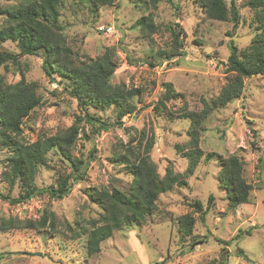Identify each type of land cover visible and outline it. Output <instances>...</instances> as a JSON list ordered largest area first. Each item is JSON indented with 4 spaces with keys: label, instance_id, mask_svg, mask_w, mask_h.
I'll return each mask as SVG.
<instances>
[{
    "label": "rangeland",
    "instance_id": "1",
    "mask_svg": "<svg viewBox=\"0 0 264 264\" xmlns=\"http://www.w3.org/2000/svg\"><path fill=\"white\" fill-rule=\"evenodd\" d=\"M61 1L59 23L76 61L95 58L111 48L118 66L110 82L140 87L142 93L132 99L136 108L122 117L120 124L113 123L114 106L103 110L86 108L113 126L96 132L90 123L80 122L72 153L89 159V166L84 180H70L73 185L67 195L55 198L45 191L14 204L0 197V218L37 221L44 212H51L55 219L54 230L48 225L50 219L37 229H0V264H264V170L259 161L264 157L261 75L244 79L242 95L207 117L199 140L203 156L186 186L161 193L156 209L145 222L115 230L92 255L86 252V235L82 233L101 211L85 190L93 186L128 188L132 175L113 160V154L124 150L122 144L138 138L141 132L155 135L150 156L160 175L169 161L177 172L186 169L187 159L176 151V145L185 149L190 122L179 117V110H200L202 100L217 96L226 83L230 40L243 49L255 34L254 11L247 5L248 0H233L239 14L235 28L232 21L207 18L195 0H162L156 8L144 6L148 0H113L96 9L86 0ZM231 1L225 0L228 7ZM16 2L0 0V6ZM149 13L157 29L152 33L146 29L145 35L137 20ZM4 21V15H0V25ZM170 27L179 32L182 47L174 44ZM2 45L19 52L12 40ZM161 51L181 54L165 59L157 55ZM20 62L19 70L0 66V73L7 82L14 83L23 72L27 81L38 83L37 92L42 98L23 121L22 141L54 134L84 113L68 93L67 82L57 75L52 78L45 74L41 56L24 55ZM165 82L171 83L182 97L166 102L163 111L155 110ZM208 153L213 154L210 159L205 158ZM8 154V148L0 145V194L16 197L18 183L11 189L1 178ZM230 155L242 160L243 177L252 187L248 202L235 208L229 207L218 181V157ZM68 171L65 160L51 152L46 163L39 165L35 184L38 188L56 187L59 176ZM209 195L213 196L210 203ZM195 200H201L207 208L203 219L200 213L192 212L190 203ZM185 213H191L195 222L192 233L183 237L177 219ZM193 241L198 242L191 247Z\"/></svg>",
    "mask_w": 264,
    "mask_h": 264
},
{
    "label": "trees",
    "instance_id": "2",
    "mask_svg": "<svg viewBox=\"0 0 264 264\" xmlns=\"http://www.w3.org/2000/svg\"><path fill=\"white\" fill-rule=\"evenodd\" d=\"M162 0H148L144 6L156 8ZM202 8L207 18L219 21H232V27L238 24L239 14L234 1L228 7L225 0H195ZM61 0H17L14 4L0 6V15L5 21L0 25V66L6 69L15 67L19 70L20 58L24 55L37 54L42 57V68L46 75H57L68 84V93L77 100L84 113L76 116L73 123L51 135H40L32 142L22 141L20 134L25 118L38 107L42 98L38 94V83L27 81L24 73L21 78L9 83L0 73V145L7 147L9 154L6 167L1 178L12 189L19 185V194L12 197L9 194H0V197L9 203L26 202L37 194L47 191L52 197L62 198L67 195L73 182L86 178L89 159L76 157L72 149L78 138L80 122L85 120L96 128V132L107 130L113 123H121L122 117L134 112L136 105L132 99L142 93L140 87H128L124 83L113 84L110 78L117 68L115 51L106 48L102 54L95 58L76 61L73 51L66 44L59 23V8ZM94 9L112 4L113 0H86ZM247 5L254 11L255 34L249 45L238 49L232 40L229 42L230 53L227 58L228 78L217 96L209 100H202V108L193 110L181 108L179 117L188 119L187 129L189 140L185 149L176 145V151L187 159V167L183 172L175 171L171 161L165 168L163 175L158 172L150 152L155 143V135H145L141 132L139 137L131 139L122 147L124 150L116 151L114 161L132 175V181L126 189L117 186L89 187L86 195L101 211L96 220L90 222L89 228L83 230L86 235V252L92 255L100 250L101 243L109 238L115 230L145 222L157 207V199L163 192L174 187L187 185V178L192 175L198 162L203 156L199 147L200 133L207 117L216 109L225 106L231 100L242 95L244 79L261 75L264 76V0H248ZM142 27V34L146 29L149 33L157 29L151 14L143 15L137 20ZM174 44L182 47L179 32L170 27ZM231 34V33H228ZM7 40L16 42L19 52H13L3 47ZM166 52V51H165ZM157 55L169 59L176 54L173 51ZM147 63V61H145ZM53 78V77H52ZM164 91L154 106L155 110H165L166 102L182 97V93L174 90L169 82L163 83ZM114 106L115 121L108 122L100 117L88 113L86 108L93 107L103 110ZM55 152L68 165V173L59 176L57 186L38 188L35 184V175L39 165L46 163L49 154ZM212 153L205 158L210 159ZM264 157L259 159L264 170ZM220 169L218 172L219 185L226 192L230 208L247 203L251 185L243 177V162L236 155L218 157ZM264 175V171H263ZM73 180V182H70ZM213 196H208V203ZM192 212L200 213L203 219L206 214L201 200L190 203ZM48 225L55 228V219L51 212H44L37 220H19L14 217L0 218V229L12 228L37 229ZM195 219L191 213L180 215L177 219L178 230L181 236L186 237L192 233ZM77 234V233H76ZM235 239V238H234ZM198 241H193L192 245ZM220 242H223L220 240ZM1 257V255H0ZM219 264H225L223 262Z\"/></svg>",
    "mask_w": 264,
    "mask_h": 264
},
{
    "label": "built area",
    "instance_id": "3",
    "mask_svg": "<svg viewBox=\"0 0 264 264\" xmlns=\"http://www.w3.org/2000/svg\"><path fill=\"white\" fill-rule=\"evenodd\" d=\"M107 28V30H109V31H111L112 30V28L111 27H106Z\"/></svg>",
    "mask_w": 264,
    "mask_h": 264
},
{
    "label": "water",
    "instance_id": "4",
    "mask_svg": "<svg viewBox=\"0 0 264 264\" xmlns=\"http://www.w3.org/2000/svg\"><path fill=\"white\" fill-rule=\"evenodd\" d=\"M31 254H35V253H31Z\"/></svg>",
    "mask_w": 264,
    "mask_h": 264
}]
</instances>
